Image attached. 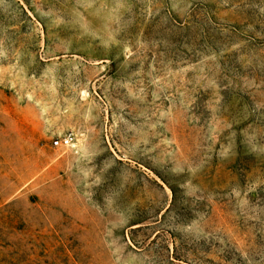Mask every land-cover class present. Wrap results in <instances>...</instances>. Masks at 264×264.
<instances>
[{
  "label": "rangeland",
  "instance_id": "obj_1",
  "mask_svg": "<svg viewBox=\"0 0 264 264\" xmlns=\"http://www.w3.org/2000/svg\"><path fill=\"white\" fill-rule=\"evenodd\" d=\"M0 264H264V0H0Z\"/></svg>",
  "mask_w": 264,
  "mask_h": 264
},
{
  "label": "built area",
  "instance_id": "obj_2",
  "mask_svg": "<svg viewBox=\"0 0 264 264\" xmlns=\"http://www.w3.org/2000/svg\"><path fill=\"white\" fill-rule=\"evenodd\" d=\"M72 141V135L71 134H67L65 135L63 138L56 140L54 142V146L55 147H61V148H66L70 145Z\"/></svg>",
  "mask_w": 264,
  "mask_h": 264
}]
</instances>
